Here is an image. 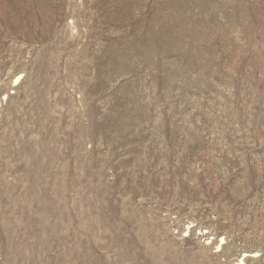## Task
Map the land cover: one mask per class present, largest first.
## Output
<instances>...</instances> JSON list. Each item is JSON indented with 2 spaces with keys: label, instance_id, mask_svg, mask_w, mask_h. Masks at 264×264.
Masks as SVG:
<instances>
[{
  "label": "rangeland",
  "instance_id": "rangeland-1",
  "mask_svg": "<svg viewBox=\"0 0 264 264\" xmlns=\"http://www.w3.org/2000/svg\"><path fill=\"white\" fill-rule=\"evenodd\" d=\"M0 264H264V0H0Z\"/></svg>",
  "mask_w": 264,
  "mask_h": 264
}]
</instances>
